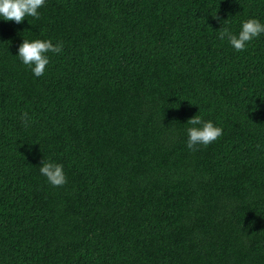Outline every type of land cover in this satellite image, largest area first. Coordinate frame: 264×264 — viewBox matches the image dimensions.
<instances>
[{
	"label": "trees",
	"instance_id": "1",
	"mask_svg": "<svg viewBox=\"0 0 264 264\" xmlns=\"http://www.w3.org/2000/svg\"><path fill=\"white\" fill-rule=\"evenodd\" d=\"M38 11L0 20V264H264V33L218 39L264 24V0ZM23 38L63 42L43 76L13 56ZM193 115L222 135L189 150Z\"/></svg>",
	"mask_w": 264,
	"mask_h": 264
},
{
	"label": "clouds",
	"instance_id": "2",
	"mask_svg": "<svg viewBox=\"0 0 264 264\" xmlns=\"http://www.w3.org/2000/svg\"><path fill=\"white\" fill-rule=\"evenodd\" d=\"M46 0H0V20L20 23L25 17L39 19L40 9ZM215 18V16H213ZM223 21L227 24V19ZM264 33V24L255 17L243 19L239 22V30L233 32L229 27H220L218 39L226 40L235 51H243L247 44L254 38ZM63 48V42L55 44L51 39H22L18 45L16 54L13 55L27 66L35 77L45 74V68L49 64L48 53L59 54ZM27 113H21V119L26 120ZM190 125L185 129L186 147L194 149L196 145L207 146L222 135V128L211 120H205L201 116L193 115L187 120ZM39 173L46 178L52 186H61L66 183L63 165L52 160H43L39 165Z\"/></svg>",
	"mask_w": 264,
	"mask_h": 264
}]
</instances>
